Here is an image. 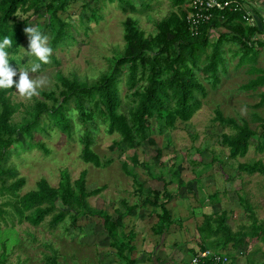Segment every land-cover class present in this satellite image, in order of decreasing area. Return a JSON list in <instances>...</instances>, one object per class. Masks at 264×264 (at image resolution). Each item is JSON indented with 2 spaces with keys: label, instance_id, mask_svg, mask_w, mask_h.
I'll return each mask as SVG.
<instances>
[{
  "label": "rangeland",
  "instance_id": "rangeland-1",
  "mask_svg": "<svg viewBox=\"0 0 264 264\" xmlns=\"http://www.w3.org/2000/svg\"><path fill=\"white\" fill-rule=\"evenodd\" d=\"M127 1L126 7L121 8L118 0H68L59 13L72 24L74 39L53 48L52 54L58 62L47 65L36 74L30 73L34 78L42 76L47 79V84L40 89L56 87L57 70L64 75L76 74L88 79L98 76L107 67L109 57L123 47L125 17L132 16L145 34L151 35L155 33L156 22L160 18L171 10L179 9L172 0ZM257 10L263 13L264 18V0ZM91 13L98 16L92 17ZM47 16L48 12L43 8L38 13L32 9L15 12V19H26L34 26L45 24ZM259 35L264 38V32ZM214 38V33H211L210 39ZM253 44L256 48L261 47L257 64L264 66V45ZM222 47L224 69L221 68V80L215 87L206 73L196 70L207 93L188 119L177 118L172 125L160 130L156 119L151 117L148 119L151 129L147 137L132 147L121 149L114 142L119 134L107 131L101 120L95 118L97 126L92 147L102 159L99 165L80 157V125L75 126L73 137L51 124L45 130H35L32 137H25L22 148L17 153L13 152L8 160V164L16 169L17 177L23 176L25 182L16 195L0 190V264H49L53 255H56L57 264H129L110 245L101 214L79 213L74 218L69 213L50 227L49 216L34 225L27 219L21 220L15 213L12 203L18 196L34 188L42 176L56 185L62 168L69 170L71 178L77 177L85 168L88 190L103 185L98 192L87 196V200L91 206L105 210L112 218L117 216L114 208L120 206V198L124 197L128 203L136 205L135 213L124 215L123 224L117 226L119 239L124 240L130 230L135 233L131 241L134 243L132 264L186 262L200 248L201 237L197 228L202 213L215 215L225 210L226 222L236 230L248 222L246 203L250 202L257 218L264 221V174L258 170L249 172L239 166L249 163L264 167V149L257 147L264 131V103L256 104L258 91L264 89V85L255 90L242 89L240 84L253 75L247 70L249 63H237L240 53L237 40H224ZM25 49L27 43L22 41L17 53V69H28L31 67L28 62H34L33 56L24 55ZM125 93L123 82L120 109L128 115L130 103ZM35 97L50 100L40 92L31 100L22 99L15 87L12 89L10 98L19 104V109L13 114L15 120ZM217 109L235 118L238 124L247 123L254 129L244 154L229 153L223 134L234 135L237 128L232 123L214 120ZM158 147L159 157L155 158ZM133 153L137 155L136 163L131 159ZM123 161H126L130 173L123 169ZM179 175L184 181H190V185H183L176 191ZM138 182L143 184L140 195L135 192ZM149 188L161 191L167 188L175 193L166 203L173 220L161 234L152 232L150 227L156 220L150 211L153 207L142 202L143 194ZM159 199H163L161 194ZM255 247L257 250L251 251ZM227 253L229 259L226 264H264L262 241L246 242L239 249L231 248Z\"/></svg>",
  "mask_w": 264,
  "mask_h": 264
},
{
  "label": "trees",
  "instance_id": "trees-1",
  "mask_svg": "<svg viewBox=\"0 0 264 264\" xmlns=\"http://www.w3.org/2000/svg\"><path fill=\"white\" fill-rule=\"evenodd\" d=\"M121 8L126 7L127 0H118ZM184 0H172L179 6L178 10H171L156 22L154 34L146 35L132 16L123 19L124 44L121 50L109 57V63L98 76L82 78L76 74L64 75L60 70L55 72L56 87L40 89L49 101L35 97L32 103L27 104L20 113L19 119H14V112L19 104L10 98L12 89H0V190L16 195L25 178L17 177L16 169L8 164L10 155L22 148L23 139L33 135L35 130H45L50 124L69 137L74 136L75 126H81L79 136L82 146L80 157L95 165L102 163L99 154L92 147L94 130L97 126L95 118H99L107 131H115L119 138L115 140L121 149L132 147L136 142L147 137L151 129L148 119L155 118L158 129L172 125L177 118L188 119L201 104V97L207 93L205 84L198 78L196 70L200 69L210 78L211 85L215 87L220 82V70L224 69L225 57L222 44L224 40L234 39L239 43L240 53L237 63H249L248 72L253 74L240 84L242 89L255 90L264 85V66L257 64L259 46L264 45V38L259 33L264 32L263 13L253 5L249 8L256 14V23L251 24L243 17V10L213 9L211 19L202 22L199 32L191 34L180 3ZM68 0H0V40L8 36L12 40L9 52V63L15 68L19 58L18 50L22 41L29 44L28 36L24 32L30 23L26 19H15L18 9L24 11L32 9L38 13L41 8L48 12L45 24L37 23L45 34L49 36L52 49L60 43H69L74 39L72 24L60 16ZM95 13V12H93ZM92 14L97 17L98 14ZM13 17V20L10 18ZM34 26V25H33ZM211 33L215 38L210 39ZM254 36V37H253ZM209 47V50L207 51ZM34 62L37 61L33 56ZM58 62L53 54L50 63L42 64L41 69L47 65ZM16 77H14V80ZM126 86V99L129 105L128 115L120 109L122 103L121 84ZM257 105L264 103V89L258 91ZM75 109L78 115L73 119L69 113ZM223 124L232 123L237 131L234 135L223 134L228 142L231 155L244 154L247 150L248 139L255 132L247 123L238 124L232 116L224 115L216 110L213 117ZM77 120V122H76ZM78 121L80 124H78ZM264 130V122L262 123ZM257 147L264 149V131ZM30 139V138H29ZM153 140V139H150ZM31 146V142H29ZM13 149V151H12ZM46 150V148H44ZM160 148H157L155 158L159 157ZM131 159L138 162L137 155L133 153ZM123 169L130 173L126 161L122 163ZM240 168L249 172L261 171L264 167L256 164L241 163ZM86 172L84 168L75 178H71L69 170L62 168L56 185L49 183L47 178L40 177L36 186L23 192L12 203L15 213L22 219L37 225L47 216L48 225L55 226L62 221L66 214L75 216L79 213H98L103 216V225L110 239L109 243L116 252L126 258L129 264L134 262L131 251L134 249L132 239L134 231H128L124 240L117 236V226L123 224V216L135 213L136 205L130 204L122 197L120 206L115 207L116 218H112L105 210L96 209L88 203L87 196L98 192L102 186L92 189L86 188ZM190 181L179 177L176 181V191L183 185L189 186ZM143 184L138 182L135 192L141 194ZM160 194L163 199H159ZM175 195L172 190L158 188L147 190L143 194L142 202L153 208L152 213L156 220L151 223V230L161 234L168 229L173 220L170 209L166 203ZM59 202V203H58ZM248 209V222L239 229L233 230L226 222V211L211 215L202 213V220L198 225L199 249L236 250L244 243L264 242V221L257 218L250 202L246 203ZM124 208L125 210H123ZM126 238V239H125ZM130 240V241H129ZM257 247L251 251H256ZM250 250H248L249 252ZM246 252V251H244ZM49 264H57L56 255L50 257Z\"/></svg>",
  "mask_w": 264,
  "mask_h": 264
},
{
  "label": "clouds",
  "instance_id": "clouds-1",
  "mask_svg": "<svg viewBox=\"0 0 264 264\" xmlns=\"http://www.w3.org/2000/svg\"><path fill=\"white\" fill-rule=\"evenodd\" d=\"M24 32L28 36L29 44L24 55L36 57L39 62H31V67L14 68L9 63V52L6 50L12 47V40L5 36L0 40V89H12L13 86L22 99L31 100L34 96H38V89L47 84V79L42 76L35 78L30 73H38L42 64L50 63V57L53 49L49 43V36L45 34L39 27L29 25L25 27ZM23 48V47H22ZM24 49V48H23ZM18 79L14 80V77ZM69 115L75 119L78 113L73 109Z\"/></svg>",
  "mask_w": 264,
  "mask_h": 264
},
{
  "label": "built area",
  "instance_id": "built-area-1",
  "mask_svg": "<svg viewBox=\"0 0 264 264\" xmlns=\"http://www.w3.org/2000/svg\"><path fill=\"white\" fill-rule=\"evenodd\" d=\"M250 2L246 0H184L180 3L188 29L191 34L199 32L202 22L211 19L213 9L243 10L242 17L249 23H256L253 11L249 8ZM229 257L224 250L199 249L186 262L181 264H226Z\"/></svg>",
  "mask_w": 264,
  "mask_h": 264
},
{
  "label": "crops",
  "instance_id": "crops-1",
  "mask_svg": "<svg viewBox=\"0 0 264 264\" xmlns=\"http://www.w3.org/2000/svg\"><path fill=\"white\" fill-rule=\"evenodd\" d=\"M248 2H250L251 5L255 6L256 9H258V6H261V4L263 3V0H246ZM253 15L256 16L255 13H253Z\"/></svg>",
  "mask_w": 264,
  "mask_h": 264
}]
</instances>
